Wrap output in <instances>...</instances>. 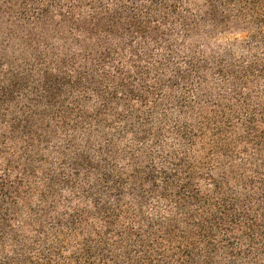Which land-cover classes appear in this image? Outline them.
I'll use <instances>...</instances> for the list:
<instances>
[{
    "label": "trees",
    "instance_id": "1",
    "mask_svg": "<svg viewBox=\"0 0 264 264\" xmlns=\"http://www.w3.org/2000/svg\"><path fill=\"white\" fill-rule=\"evenodd\" d=\"M0 264H264V0H0Z\"/></svg>",
    "mask_w": 264,
    "mask_h": 264
}]
</instances>
